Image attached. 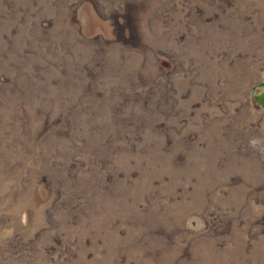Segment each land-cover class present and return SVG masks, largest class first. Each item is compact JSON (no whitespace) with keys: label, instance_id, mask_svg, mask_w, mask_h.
<instances>
[{"label":"rangeland","instance_id":"rangeland-1","mask_svg":"<svg viewBox=\"0 0 264 264\" xmlns=\"http://www.w3.org/2000/svg\"><path fill=\"white\" fill-rule=\"evenodd\" d=\"M264 0H0V264H264Z\"/></svg>","mask_w":264,"mask_h":264},{"label":"water","instance_id":"water-1","mask_svg":"<svg viewBox=\"0 0 264 264\" xmlns=\"http://www.w3.org/2000/svg\"><path fill=\"white\" fill-rule=\"evenodd\" d=\"M257 98H258V101L260 102V104L264 107V92L259 94L257 96Z\"/></svg>","mask_w":264,"mask_h":264}]
</instances>
